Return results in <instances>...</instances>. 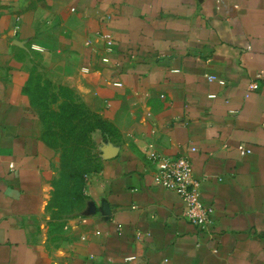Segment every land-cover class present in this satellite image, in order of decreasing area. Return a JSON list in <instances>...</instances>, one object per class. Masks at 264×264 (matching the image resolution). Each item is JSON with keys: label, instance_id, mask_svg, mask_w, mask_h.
Masks as SVG:
<instances>
[{"label": "crops", "instance_id": "crops-1", "mask_svg": "<svg viewBox=\"0 0 264 264\" xmlns=\"http://www.w3.org/2000/svg\"><path fill=\"white\" fill-rule=\"evenodd\" d=\"M260 73L264 0H0V264H264V80L248 96ZM36 82L107 126L64 218ZM150 151L190 156L210 232L155 184Z\"/></svg>", "mask_w": 264, "mask_h": 264}, {"label": "rangeland", "instance_id": "rangeland-1", "mask_svg": "<svg viewBox=\"0 0 264 264\" xmlns=\"http://www.w3.org/2000/svg\"><path fill=\"white\" fill-rule=\"evenodd\" d=\"M36 84L39 88L36 101L41 111L43 126L44 119L46 120L45 114H47L46 125L50 126L49 130L44 127V133L47 134L45 142L56 155L51 167V182L54 191L50 210L55 218H64L69 215V212L73 213L80 209L84 202L80 185L82 178L86 174L92 173L98 165L95 155L97 148L94 141H92L93 144H90L86 139L81 140L77 146V136L82 133V129L78 128L72 132V127L67 125V130L63 131V125L60 126L57 120L52 117L53 114L61 111L65 102L64 98L54 96L50 85L43 82H36ZM83 108L87 112V116L78 115L75 122L79 127L87 125L94 119L84 106ZM91 137L93 138V134Z\"/></svg>", "mask_w": 264, "mask_h": 264}, {"label": "built area", "instance_id": "built-area-1", "mask_svg": "<svg viewBox=\"0 0 264 264\" xmlns=\"http://www.w3.org/2000/svg\"><path fill=\"white\" fill-rule=\"evenodd\" d=\"M101 38L105 42L107 53L104 63H110V57L114 56L117 51L116 41L110 33H102ZM263 80L264 73L256 75L255 80L248 88V96L259 89V83ZM210 81L226 84L224 80L216 77H211ZM239 151L244 157L252 153V150L246 146H240ZM191 152L196 153L197 149L193 148ZM147 155L150 162L157 168L154 175L155 184L180 195L186 204L184 217L188 222L200 231L210 232L214 209L206 206L201 200L202 182L194 176L190 156L168 157L153 151L147 152ZM11 167L15 169L14 165Z\"/></svg>", "mask_w": 264, "mask_h": 264}, {"label": "trees", "instance_id": "trees-1", "mask_svg": "<svg viewBox=\"0 0 264 264\" xmlns=\"http://www.w3.org/2000/svg\"><path fill=\"white\" fill-rule=\"evenodd\" d=\"M61 97L64 98V101H65L62 108H61V111L59 113L53 114L52 117L57 120V122L60 126L63 125L62 126L63 131L67 130V127H66L67 125L72 127L71 128L72 132H74L78 128L82 129V133L79 136H77V146L79 145V142L83 139H86L87 143L91 144L93 141V138L91 137L92 134H94L97 130H101V129L107 130V126L103 122L96 120L95 118L91 122H88L87 125H85L83 127H81V126L79 127V125L75 122L78 115L81 114V115H84L86 117L87 112L84 110L82 105H79L75 102L70 90L61 89ZM45 116H46V120L44 119V127H45V129L48 128L47 130H49L50 126L46 125L47 124V114H45ZM60 122H61V124H60ZM46 138H47V134L45 132L44 133V140L45 141H47ZM88 175L89 174H86L82 178V184L80 185L81 186L80 191H81V193H83L84 199H85L84 193H85V188H86V178ZM75 199L77 200L79 198H75ZM70 213H72V212H69V214Z\"/></svg>", "mask_w": 264, "mask_h": 264}]
</instances>
